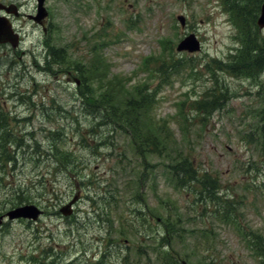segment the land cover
Wrapping results in <instances>:
<instances>
[{
    "label": "rangeland",
    "instance_id": "374dc122",
    "mask_svg": "<svg viewBox=\"0 0 264 264\" xmlns=\"http://www.w3.org/2000/svg\"><path fill=\"white\" fill-rule=\"evenodd\" d=\"M19 3L22 12L35 11L36 0ZM45 7L46 35L20 17V48L0 44V113L7 127L37 142L44 154L38 163L31 157L37 152L20 149L15 168L0 167V175L7 174L0 176V212L22 203L44 209L37 222L0 226V264H174L157 232L159 218L174 211V203L184 210L194 201L191 187L177 186L168 168L182 158L208 171L234 202L227 221L214 219L209 249L202 235H189L190 259L264 264L243 236L257 232L249 234L254 250L264 243V65L249 77L224 66L241 29L220 0H45ZM178 14L185 17L183 27ZM256 30L264 45V30ZM190 32L201 48L177 51ZM44 39L61 57L49 71L42 64ZM110 84L120 88L109 104L121 116L125 108L118 101L137 88L151 94L138 127L128 128L140 140L152 135L158 149L144 145L140 151L126 127L95 122L88 113L89 103L108 98L104 85ZM212 90L225 92L221 107L206 115L195 111V102ZM157 132L170 138L157 141ZM40 173L44 178L34 181ZM14 184L31 188L32 196L24 190L11 195ZM75 195L76 217L63 216L59 208ZM143 207L148 221L134 216ZM200 238L201 246L194 245Z\"/></svg>",
    "mask_w": 264,
    "mask_h": 264
},
{
    "label": "trees",
    "instance_id": "16d2710c",
    "mask_svg": "<svg viewBox=\"0 0 264 264\" xmlns=\"http://www.w3.org/2000/svg\"><path fill=\"white\" fill-rule=\"evenodd\" d=\"M262 0H232V2L229 5V12L232 15L233 20L237 21L238 26L241 29L240 32V39L241 44L237 48L236 52L231 53L229 55L230 58H228V62L225 63V67H228L231 71H238L241 75L251 76L256 71H258V68L262 67L264 65V45L259 42L257 38V28L255 26V18L258 13L259 5ZM254 30L256 32L254 33ZM54 53L56 54L57 58H61L59 56V51L54 50ZM93 68L97 69L100 68L97 63L94 64ZM105 71V70H104ZM110 89H107V87L104 85L105 92L107 93L106 99H101L97 103H89V106L93 107V110L90 111V113L98 115V122L105 123L108 120L112 121L114 124L117 123L121 125V127H126L125 130H129L128 127L137 128L138 123L136 121V118L140 117L141 114H145L146 111L149 109V106L151 105V94L144 93L140 91L139 88H137L134 92L135 95L129 97L125 101L122 99L118 101L117 104L120 105V103L125 108L124 114L121 116L116 112V108L114 106H111L109 103L113 101V98L116 96L115 91L119 90L120 88H115L114 84H110ZM122 87V85H121ZM142 88V87H141ZM122 90V89H121ZM224 91H220L218 94L215 90H212L211 96L208 98H204L203 100H199L195 102V108L201 110L204 115L209 114L212 110L220 108L221 102L225 96ZM105 95V96H106ZM111 100V101H109ZM114 102V101H113ZM112 102V103H113ZM115 107H117L115 105ZM1 115V114H0ZM2 121V118H0V122ZM156 125V124H155ZM5 127L3 123L0 124V164L1 165H8L9 162L14 161L15 157L14 154L11 153V147H14V143H8V140H13L15 142L21 143L22 138H20L15 132L10 131L9 129L5 130ZM156 128L159 130V127L156 125ZM155 131V130H153ZM156 132V131H155ZM157 141H161L164 139H169L170 135L167 133L165 135L160 134ZM130 134L137 139L135 142V145H138L139 150L142 151V149H145L146 146L149 151L153 152L155 149H158V145L155 144L156 138H154L152 135H147L144 137V140H140V136L133 134V132L130 131ZM47 137H52L47 136ZM139 139V140H138ZM149 141H152V143H149ZM259 145V144H258ZM8 147V149L6 148ZM31 157L34 158L33 154H31ZM172 179L175 180V184L179 185L180 187H193V189H196L195 183L198 181L204 186V191L207 193V196H214V192L216 193V190H218L217 184L213 180H209L210 176L207 172L200 173L197 168H195L192 165V162L188 160L187 158H182L178 160L175 163H171L168 166ZM193 184L195 186H193ZM217 187V188H216ZM24 193L28 196H31L28 194V191H24ZM199 193H201V190H199ZM17 194L20 196L19 191ZM213 194V195H212ZM218 198V197H214ZM16 199V196H15ZM217 200V199H215ZM172 232L169 231V235L172 233H175V229L169 228ZM175 234L171 235V237H174ZM259 249L263 250L264 253V245L260 246ZM193 264H197V262H193Z\"/></svg>",
    "mask_w": 264,
    "mask_h": 264
},
{
    "label": "water",
    "instance_id": "95a60500",
    "mask_svg": "<svg viewBox=\"0 0 264 264\" xmlns=\"http://www.w3.org/2000/svg\"><path fill=\"white\" fill-rule=\"evenodd\" d=\"M38 1H39L38 13H37V17L34 18H42L45 16V10L44 7L42 6L43 0H38ZM178 19L180 20L181 24H183L184 21L183 16L179 15ZM256 22L259 27H264V1L261 5L260 13L258 15ZM15 38H16V34L12 33V30L10 29V25L6 24V22L3 21V19H0V42H3L7 39H10L12 41V39L15 40ZM12 44L15 45L14 42ZM185 48L188 49L189 51L196 50L199 48L198 42L193 38L192 35L185 37L182 41H180V43L177 46L178 50ZM68 206L69 205L65 206V208L61 210L64 214H67L69 212V209L67 210ZM38 213H39V209L34 204H26L12 208L9 211H7L6 214L10 219L17 217L34 219L37 217ZM1 217L2 216H0V222H1Z\"/></svg>",
    "mask_w": 264,
    "mask_h": 264
},
{
    "label": "flooded vegetation",
    "instance_id": "af4514ba",
    "mask_svg": "<svg viewBox=\"0 0 264 264\" xmlns=\"http://www.w3.org/2000/svg\"><path fill=\"white\" fill-rule=\"evenodd\" d=\"M1 2H2V4H3V7H5V9H2V10H0V13L1 14H4L5 12H8L9 13V11H11L9 14H8V16H9V18H11L12 20H18V17H26L28 20L30 19L29 18V15L30 14H33L35 11H36V8H35V11L34 10H32L31 12H29V13H24V12H22V13H20L19 12V8H20V6H21V3H19V0H0ZM14 13H16V14H14ZM20 13V14H19ZM31 21V20H30ZM33 24H34V26L35 27H38V28H40L41 29V26L40 25H38V23L36 22H33V21H31ZM45 25H46V27L48 26V23H47V21H45V23H44ZM17 28V27H16ZM18 29V32L20 33V30L22 29V27L20 26L19 28H17ZM43 31H45L43 28H42V32ZM44 33V32H43ZM21 35H23L22 33L20 34V45L19 46H21L22 45V43H23V41L21 40Z\"/></svg>",
    "mask_w": 264,
    "mask_h": 264
}]
</instances>
